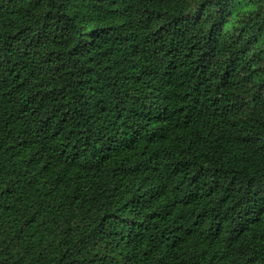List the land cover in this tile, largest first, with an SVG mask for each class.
Here are the masks:
<instances>
[{"label":"trees","instance_id":"1","mask_svg":"<svg viewBox=\"0 0 264 264\" xmlns=\"http://www.w3.org/2000/svg\"><path fill=\"white\" fill-rule=\"evenodd\" d=\"M0 264H264V0H0Z\"/></svg>","mask_w":264,"mask_h":264}]
</instances>
